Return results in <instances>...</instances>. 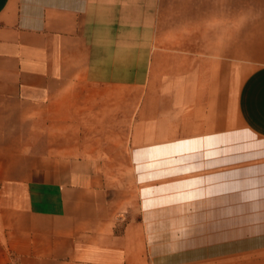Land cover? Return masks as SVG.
<instances>
[{"label":"crops","instance_id":"obj_1","mask_svg":"<svg viewBox=\"0 0 264 264\" xmlns=\"http://www.w3.org/2000/svg\"><path fill=\"white\" fill-rule=\"evenodd\" d=\"M163 1L0 0V264H264V0Z\"/></svg>","mask_w":264,"mask_h":264},{"label":"rangeland","instance_id":"obj_2","mask_svg":"<svg viewBox=\"0 0 264 264\" xmlns=\"http://www.w3.org/2000/svg\"><path fill=\"white\" fill-rule=\"evenodd\" d=\"M200 1L203 2V1H207V0H200ZM180 3H181V5H183L182 4L183 1H180V0L179 1H177V0H164L162 2V6L165 8V10L169 11V13H170L169 16L170 17H168V16L160 17L159 16L158 18H156V21L158 22V20H159V23L161 21H163L164 22L163 24L166 27H173V28L177 29L178 26H180V27L184 26L186 28H190L192 25L196 24L197 21H199L200 19H205L203 17H193V18L189 17V18H187V17L179 16V14H178L179 11H177V10L179 8ZM160 5H161V1H160ZM184 5H185L184 6L185 9L194 8V3H192V2L184 1ZM192 19L194 20V24L191 22ZM188 21H189V23H187ZM196 25L198 27L200 26L199 23L196 24ZM219 140H220L219 138L214 139L215 142H217ZM221 140H224V139L222 138ZM209 142H210V140L207 141V143H209ZM202 143H204V142H202ZM202 143L200 141L199 142H197V141L196 142L195 141H192V142L191 141H186V142L179 143V145L173 147L172 150L174 152L179 151V153H184L185 154L184 156L186 158H194L196 156H200V152L202 151L201 147L203 145ZM169 151L171 152V149ZM202 152L205 153V151H202ZM218 152H219V148L216 147V146H213L212 148L207 149V154L208 155H211V156L215 155L217 157V158L213 159L211 161V163H207V165L209 164L212 167L213 165L220 163V161H223V159L221 160L218 157L219 155L217 156ZM185 166H186V170L191 171V168L201 167L202 166V162L187 163ZM216 177H217V179H224V175L220 174L219 172L216 175ZM201 178H202V176L201 177H197V178H192V179L190 178L188 181L185 180L182 184H184V185H191V184H194V183L198 184V183L201 182ZM210 178L213 179L214 176L213 177L211 176ZM208 179H209V177H208ZM218 185H221V183L218 184ZM223 185H224V183H223ZM222 188L223 187H221L220 189H222ZM181 195H184L186 197H191V196H195V195H200V192H194V190H192V191L190 190V191H185V193L181 194Z\"/></svg>","mask_w":264,"mask_h":264}]
</instances>
